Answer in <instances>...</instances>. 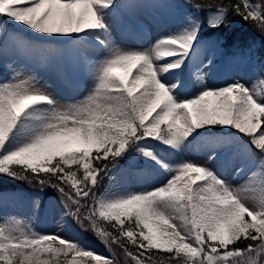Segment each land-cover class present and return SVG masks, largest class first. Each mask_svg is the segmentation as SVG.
I'll list each match as a JSON object with an SVG mask.
<instances>
[{
    "label": "snow or ice",
    "instance_id": "6c2138e0",
    "mask_svg": "<svg viewBox=\"0 0 264 264\" xmlns=\"http://www.w3.org/2000/svg\"><path fill=\"white\" fill-rule=\"evenodd\" d=\"M145 6L175 7L169 0H0L3 50L39 53L58 74L84 72L94 82L83 99L62 103L27 70L12 68L0 79V175L56 189L64 214L110 253L25 229L13 218L0 224V264H120L121 255L123 264H264V65L251 82L208 86L203 73L212 59L205 63L202 51L218 42L204 37L192 16L149 48L120 47L113 29H142L135 10ZM192 7L208 10L213 30L229 28L231 13L264 34V0ZM9 22L35 39L8 34ZM44 41L71 47L51 49ZM90 47L103 58L93 60ZM185 148L204 151L206 160L166 158ZM133 150L165 181L143 192L97 193ZM212 162L244 182L230 183ZM242 239L244 247L234 246Z\"/></svg>",
    "mask_w": 264,
    "mask_h": 264
},
{
    "label": "rangeland",
    "instance_id": "374dc122",
    "mask_svg": "<svg viewBox=\"0 0 264 264\" xmlns=\"http://www.w3.org/2000/svg\"><path fill=\"white\" fill-rule=\"evenodd\" d=\"M118 2L126 4L130 0H118ZM169 2L175 6L171 10L152 6L136 9L135 18L142 25V29L136 31L140 37L134 35L131 39L130 33L132 31L122 32L114 28L112 33L116 35L115 38L119 36L120 39L117 44L126 49L149 48L159 36L167 34L175 25L184 21L186 17L192 16L201 21L203 36L218 42L216 46H210L202 51V57L205 63H207L208 58L212 59V64L203 73L205 83L208 86L215 87L223 86L226 82H234L236 80H241L242 82L253 81L259 68L264 65V61L260 60L257 54V48L261 43L260 38L253 40L250 44H241L239 39L241 34L239 33L248 27L245 21L230 13L228 19L232 23L229 28L226 29L221 26L212 36H206L204 33L209 29L207 23L208 10L206 12L197 11L192 7L193 3H189L188 0H169ZM146 3H150V0H146ZM230 31H234L238 37L228 39L227 37ZM7 33L16 34L20 38L22 36L25 40L35 38L30 30L13 22L7 24ZM242 35H246V33ZM1 39L2 37H0ZM41 43L51 49H67L71 47L70 42L66 43L64 41H44ZM89 55L93 60H96L102 59L104 53L99 49L90 47ZM0 56V66L3 62L4 67H6V64L7 66L11 64V69L16 68L20 71L27 70L28 72L34 73L42 82L49 85L48 91L61 102L63 99L66 100V103L69 102L70 100L67 101L66 99L69 96V98H74L71 102L78 101L79 98L81 99L83 96H86L88 91L94 86V82L90 76L84 72H79L86 84L87 91L86 88H81L80 90L75 89V92L68 93V96L67 91L73 90L74 87L77 88L76 84L67 76L68 74L62 76L51 68L46 67L44 62L41 61L39 53L25 55L23 53L13 52L11 46H9L6 51L0 48ZM212 67L217 71L214 72ZM10 70L2 71L0 69V79L8 77ZM59 84H65L66 87L62 88ZM192 91L193 86L189 84L185 89V93L188 94ZM148 146L155 147L157 151H162L161 147L155 144V142H149ZM165 155L170 161L190 159L203 163L206 160L204 151H196L192 148H185L180 153L171 156ZM116 163L117 170L112 173L114 182L110 183L109 178H107L99 193H103L109 189L119 191L120 188H124L128 192L133 193L148 191L153 187H159L166 179V175L162 170L146 165L144 158L134 150L123 158H119ZM128 163H136V165L132 167ZM210 166L214 170H218L222 177L228 179L232 184L239 185L244 182V176L236 177L231 167L221 168L217 162H212ZM0 178L4 180L10 179L6 175H0ZM42 195H45V193L41 192L39 187H37L35 192L31 194V198L35 201L36 206L30 209L25 203H20L12 198L0 197V224L9 222L14 218L16 221H20L21 226L25 229L30 227L39 233H54L66 239L83 243L84 247L96 253L105 256L110 255L105 245L92 238H86L84 232H81L71 216L64 214L62 202L58 197L53 194L45 195L44 197ZM41 200L43 201V205L39 204ZM253 203L255 202H250V206Z\"/></svg>",
    "mask_w": 264,
    "mask_h": 264
},
{
    "label": "trees",
    "instance_id": "16d2710c",
    "mask_svg": "<svg viewBox=\"0 0 264 264\" xmlns=\"http://www.w3.org/2000/svg\"><path fill=\"white\" fill-rule=\"evenodd\" d=\"M195 3H208L209 0H192ZM213 2H218V0H213ZM225 3H233L235 2V0H224ZM253 2H256V0H253ZM202 12H205L206 9L201 10ZM248 24V28L246 30H244L241 33V40L245 41V42H249L250 39H256V38H260L261 39V45L258 48L259 51V55H260V60L264 61V34H262L261 32L257 31L256 29H254L251 24ZM214 30L210 29L208 31L209 34H211ZM243 33H246V35H242ZM234 36V33L231 35V37ZM4 40V39H3ZM3 40L0 42V48H2L3 46ZM106 162V161H105ZM104 162V163H105ZM75 166H73L74 168ZM80 175H82V171L81 173H79ZM36 187H39L40 190H42L44 193L49 194V195H55L56 197L60 198V194L59 192L52 188V187H44L43 189L40 188L39 185L37 184H29L26 181H5L4 179H0V197L2 198H12L17 200L20 203H25V205L30 209V208H34L36 206L35 201L31 198V194L35 192ZM100 190V185L97 187L96 191L98 192ZM75 221V220H74ZM77 224V223H76ZM78 225V224H77ZM79 226V225H78ZM82 231H84L83 229H81ZM86 233V235L90 238H93L99 242H102L96 235L94 232L92 231H84ZM103 243V242H102ZM248 243V241L246 240H241L238 241L236 243V247H244L246 244ZM83 245V243H81ZM135 250V249H133ZM119 251V250H117ZM154 258H166V254L163 253H156ZM120 264H123L124 258L123 256H119L118 257Z\"/></svg>",
    "mask_w": 264,
    "mask_h": 264
},
{
    "label": "bare ground",
    "instance_id": "6f19581e",
    "mask_svg": "<svg viewBox=\"0 0 264 264\" xmlns=\"http://www.w3.org/2000/svg\"><path fill=\"white\" fill-rule=\"evenodd\" d=\"M134 35H136L137 37H140V36L137 34V32H136L135 30L132 31V32L130 33V38L132 39V36H134ZM115 36H116V35H115L114 33H112L113 40L117 43V42H119L120 39H119V36L116 37V38H115ZM212 68L214 69V72L217 71L214 67H212ZM59 85H60L62 88H63V87H66L65 84H59ZM70 86H71V85H70ZM71 89H72V88H71ZM68 90H70V89H68ZM74 90H75V87L73 88V90L67 91V95H68V93H70V92H72V91L75 92ZM76 90H79V89H76ZM187 92H188V91H187ZM68 96H69V95H68ZM69 97H70V96H69ZM69 97L66 98V99H67V101L70 100L69 102H71V100L74 99V98H69ZM84 97H85V96H83V98H84ZM83 98H81V99H83ZM81 99L79 98V100H81ZM74 102H75V101H74ZM62 103H66V100L63 99V100H62Z\"/></svg>",
    "mask_w": 264,
    "mask_h": 264
}]
</instances>
